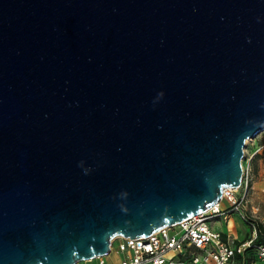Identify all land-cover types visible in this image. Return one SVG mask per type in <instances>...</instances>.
<instances>
[{
  "label": "water",
  "instance_id": "water-1",
  "mask_svg": "<svg viewBox=\"0 0 264 264\" xmlns=\"http://www.w3.org/2000/svg\"><path fill=\"white\" fill-rule=\"evenodd\" d=\"M262 131L264 0H0V264L208 209Z\"/></svg>",
  "mask_w": 264,
  "mask_h": 264
},
{
  "label": "built area",
  "instance_id": "built-area-1",
  "mask_svg": "<svg viewBox=\"0 0 264 264\" xmlns=\"http://www.w3.org/2000/svg\"><path fill=\"white\" fill-rule=\"evenodd\" d=\"M261 147L264 143L250 155H245L241 184L224 188L219 201L208 209L146 236L114 238L110 251L114 249L113 242L118 240L115 250L120 261L116 264H264V242L258 243L259 226L263 223L259 206L248 205L252 160ZM221 200L228 203L227 208L220 206ZM231 213L249 224L250 232L244 237H236L232 229V233H225L213 228L216 219L230 217ZM95 258L82 261L84 264H101L94 262Z\"/></svg>",
  "mask_w": 264,
  "mask_h": 264
},
{
  "label": "rangeland",
  "instance_id": "rangeland-1",
  "mask_svg": "<svg viewBox=\"0 0 264 264\" xmlns=\"http://www.w3.org/2000/svg\"><path fill=\"white\" fill-rule=\"evenodd\" d=\"M264 143V131H262L257 137H252L244 147L245 155H250L258 145ZM245 157L243 158V163L245 162ZM252 180L250 181L249 195H248V205L259 206V217L264 224V147H261L259 151L256 152L252 160ZM220 206L222 208H227L228 203L225 200L220 201ZM230 217H222L215 220L213 228L223 231L225 233L231 232V222L227 218H233L236 221L237 228L241 236H245L246 233L250 232V226L244 223L236 213H231ZM232 233V232H231ZM264 240V238H263ZM118 240L113 242V247L110 252L106 253L104 256L95 258L93 261L101 264H116L120 261V256L115 250ZM84 264L83 261H81Z\"/></svg>",
  "mask_w": 264,
  "mask_h": 264
},
{
  "label": "crops",
  "instance_id": "crops-1",
  "mask_svg": "<svg viewBox=\"0 0 264 264\" xmlns=\"http://www.w3.org/2000/svg\"><path fill=\"white\" fill-rule=\"evenodd\" d=\"M229 221L231 222L232 232L235 234L236 237H238V238L241 237V233H239V231H238L236 221L233 218H230Z\"/></svg>",
  "mask_w": 264,
  "mask_h": 264
},
{
  "label": "trees",
  "instance_id": "trees-1",
  "mask_svg": "<svg viewBox=\"0 0 264 264\" xmlns=\"http://www.w3.org/2000/svg\"><path fill=\"white\" fill-rule=\"evenodd\" d=\"M260 231H259V236H258V243L264 242V224L260 223Z\"/></svg>",
  "mask_w": 264,
  "mask_h": 264
},
{
  "label": "clouds",
  "instance_id": "clouds-1",
  "mask_svg": "<svg viewBox=\"0 0 264 264\" xmlns=\"http://www.w3.org/2000/svg\"><path fill=\"white\" fill-rule=\"evenodd\" d=\"M159 96L162 97V96H163V92H161V93L159 94ZM158 98H159V97H158Z\"/></svg>",
  "mask_w": 264,
  "mask_h": 264
},
{
  "label": "bare ground",
  "instance_id": "bare-ground-1",
  "mask_svg": "<svg viewBox=\"0 0 264 264\" xmlns=\"http://www.w3.org/2000/svg\"><path fill=\"white\" fill-rule=\"evenodd\" d=\"M250 139H251V138H248V139L246 140V142H248Z\"/></svg>",
  "mask_w": 264,
  "mask_h": 264
}]
</instances>
